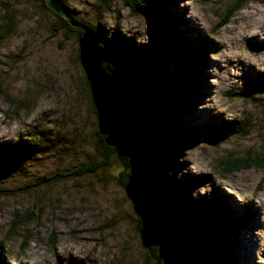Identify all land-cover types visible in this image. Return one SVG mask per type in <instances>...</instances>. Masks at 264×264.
Returning a JSON list of instances; mask_svg holds the SVG:
<instances>
[{
	"label": "rangeland",
	"instance_id": "rangeland-1",
	"mask_svg": "<svg viewBox=\"0 0 264 264\" xmlns=\"http://www.w3.org/2000/svg\"><path fill=\"white\" fill-rule=\"evenodd\" d=\"M62 1L76 20L97 30L103 49L124 44L119 53L130 55L134 69L119 80L126 94L144 101L161 93L205 40L199 86L187 89L182 104L146 130L170 132L171 116L174 129L190 141L171 154L168 177L209 174L213 187L184 193L183 202L211 204L217 191L231 206L229 218L246 215L231 231L235 239L219 232L206 236L205 244L217 249L231 243L237 264H264V219L255 213L257 202L264 203V163L221 177L225 159L252 161L264 153V99L250 89L251 81L264 78V0L246 3L217 30L231 0H175L168 8L178 29L168 34L119 0L105 9L100 0ZM9 14L15 18L6 33L1 29ZM52 18L42 0H0V264H144L140 211L118 182L123 169L115 157L97 173L52 181L103 155L78 61L81 34L54 30ZM166 35L169 54L154 47ZM172 136L173 142L180 138ZM125 185L140 199L151 201L155 193L137 166L125 170ZM180 209H165L148 223L176 222ZM11 228L15 232L7 236ZM173 264L201 263L186 254Z\"/></svg>",
	"mask_w": 264,
	"mask_h": 264
},
{
	"label": "trees",
	"instance_id": "trees-1",
	"mask_svg": "<svg viewBox=\"0 0 264 264\" xmlns=\"http://www.w3.org/2000/svg\"><path fill=\"white\" fill-rule=\"evenodd\" d=\"M100 1L104 9L111 8L112 0ZM119 1L128 6L132 13L144 17L151 26L160 29L163 33L168 34V31L178 29L177 22L174 19L175 17L168 8V4L174 3L175 0H170L169 2L168 0ZM250 1L256 0H231V7L227 10L226 15L217 23L216 30L224 26L234 13L239 11ZM63 4L68 12V19L54 14L47 8L44 0H42L43 7L52 14L54 30L56 27L58 28L61 26L70 32L74 30L79 36V34H82V29L89 26L76 20L70 9H68L64 2ZM14 18L12 14L7 15V22L1 30L6 33L9 32L14 24ZM71 23H73L74 26ZM93 31H95V29ZM95 33H97V30ZM1 35L0 32V37ZM97 35L99 37V46L101 47V36L99 34ZM169 42V35H166L163 40L158 41L154 47H159L157 48L158 51L169 54V50L173 48L169 45ZM179 42L180 41H178V43ZM205 43V40H201L195 44V48L190 51L189 59L186 60V64H182L178 67L177 73L172 81L165 85L161 93H157L152 100L144 101L131 94H126L125 90H123L120 103L124 119L128 125L134 127L138 131V138L135 142L134 151H129L123 145L115 147L105 146L103 144V136H100L97 131L96 136L103 150L102 157L100 159L87 161L80 165L72 174L55 176L52 180H65L70 178V176L77 177L90 173H97V171L103 170L109 164L111 157H115L121 163L123 169L121 173H119L118 182L133 197L140 211V220L138 224H136V229L145 248L144 264H173L174 261L178 262L180 259L184 258L186 254L201 264H237L232 254L231 243L227 247L211 249L205 244L204 238L214 233L226 232L235 239L236 236L234 233H231V231L241 226L244 220H247L243 219L246 215H242L241 218L235 216L229 218L228 213L231 210V206L219 196L217 191H215L213 195V203L211 204L205 201L183 202L182 198L184 197V193L191 192L197 187H213L209 174L198 175L178 181L177 179L168 177L164 174V167L169 161L171 154L175 151L176 146H187L190 141L184 139L181 133H179L177 129H174L171 116L169 118V124L172 126L170 132L159 129L154 134L148 135V130H146L153 120L161 119L163 116L170 113V111L178 108L179 105L182 104L181 101L187 89H197L199 82L196 76L202 69ZM123 47L124 44L114 46L112 50L104 49L105 55L102 65L122 88L123 84L119 80V76L126 77L131 74L134 69L130 66L131 62L128 61L130 55L119 53ZM85 83L88 86L87 82ZM250 86L251 92H254L255 95L264 99L263 77L251 81ZM172 135L180 138L173 142L167 138ZM149 136L150 138H148ZM151 140L154 142L152 147L148 145V141ZM2 147L10 151L9 146L4 145ZM146 147H148L149 150L143 152ZM261 162L264 163V153L263 156L256 157L252 161H249L248 157L246 159L236 157L231 159L227 158L223 161L221 177L225 180L232 172H237L248 166H258ZM133 166L140 167L142 171L146 172L150 185L153 188L152 190L155 191L150 199L151 201L145 200L142 197L140 199L137 193L132 194L130 189L125 185V170ZM164 190H167L165 194H163ZM176 199H178L177 203L175 202ZM175 205L181 208L179 211H182V214L175 219L176 222L170 219L171 224L158 225L156 223V227H151L148 221L153 219L156 220V217L161 215L165 209L172 208ZM151 222L154 226V222ZM14 232L15 230L11 228L7 232V236H10ZM170 240L174 242L172 246L171 243H169ZM4 242L5 239L0 240V250ZM167 242L171 247L164 249V244ZM1 259L0 254V260Z\"/></svg>",
	"mask_w": 264,
	"mask_h": 264
},
{
	"label": "water",
	"instance_id": "water-1",
	"mask_svg": "<svg viewBox=\"0 0 264 264\" xmlns=\"http://www.w3.org/2000/svg\"><path fill=\"white\" fill-rule=\"evenodd\" d=\"M44 2L54 14L68 19L62 0ZM78 53V61L88 82L95 109L97 131L103 136V144L107 147L123 145L129 151H134L138 131L124 119L120 103L123 88L103 68L105 51L99 46L97 33L88 27L82 29L78 39Z\"/></svg>",
	"mask_w": 264,
	"mask_h": 264
},
{
	"label": "bare ground",
	"instance_id": "bare-ground-1",
	"mask_svg": "<svg viewBox=\"0 0 264 264\" xmlns=\"http://www.w3.org/2000/svg\"><path fill=\"white\" fill-rule=\"evenodd\" d=\"M257 206H258V209H257ZM256 209H257V211H255V213L257 214V212L258 213H260L261 214V219H264V203H260L259 204V202H257V205H256ZM254 210V209H253ZM261 219H260V222H259V224H261ZM263 223V222H262ZM262 225V224H261Z\"/></svg>",
	"mask_w": 264,
	"mask_h": 264
}]
</instances>
